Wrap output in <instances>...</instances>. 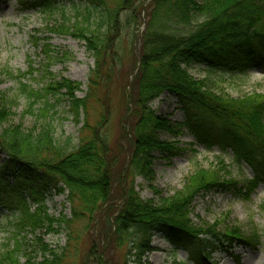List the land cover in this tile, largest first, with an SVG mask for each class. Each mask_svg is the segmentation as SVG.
I'll return each mask as SVG.
<instances>
[{
  "label": "trees",
  "instance_id": "trees-1",
  "mask_svg": "<svg viewBox=\"0 0 264 264\" xmlns=\"http://www.w3.org/2000/svg\"><path fill=\"white\" fill-rule=\"evenodd\" d=\"M60 1L26 0L21 3L30 4L51 16L59 11ZM80 1H84L83 8L76 6L72 18L62 16V21L55 20L53 26H56L57 33L70 34L84 41L93 55L89 92L78 97L79 84L74 85L66 79L54 82L56 86L51 83L44 90H34L20 82L21 91L30 99L27 112L33 113L34 105L43 103L39 117L44 124L37 133L32 130L24 132L18 126L7 127L0 132V152L7 155L3 168L11 170L12 174L17 172L16 186L0 180V204L18 213L14 222L17 233L33 235V243L39 246L42 255L39 264H62L63 256L49 248L41 235H36L37 231L55 233L58 228L65 227L69 230V238L75 240L81 232L70 227L74 219L86 220L91 224L89 230L97 220L105 222L103 238L98 241L97 264H114L110 255L113 250L123 247H126V253L122 264L130 261L149 264L143 258L152 249L150 239L154 234L165 235L175 249L187 247L190 259L197 264H216L209 261L217 245L234 241L241 245L258 243V236L241 235L238 228L219 232L217 223L198 225L190 218L191 204L196 195L215 189L225 190L231 183L224 177L228 171L223 170L226 166L221 158H218V168L214 165L208 169H196L186 178L181 190L157 203L139 196L134 178L142 176L152 180L151 153L155 149L167 151L169 155L179 150L173 142L161 141L158 131L176 134L179 127L190 125L194 110L213 117L224 129L231 142L218 145L222 148L230 146L237 161L245 160L252 164V156L257 149L264 159V95L253 92L241 98H231L212 90L203 79L193 78L186 69L194 62L204 63L211 69L232 64L231 70L240 71L253 65H264V0H150L146 6L143 2L138 9L133 0ZM126 11L130 18L124 17L122 21L121 14ZM142 11L143 31L135 39V43L140 45L139 60L133 56V68L136 69L139 63V69L132 76L129 91L125 90L123 95L122 118L127 120V131L121 125V138L127 142L131 152L127 151L128 158L121 162L115 175L116 156L107 135L99 130L108 121L109 112L105 105H102L104 111L97 126L90 128L91 137L80 140L68 151L56 144L53 128L46 122L55 106L49 102L48 95L54 88L64 89V94L70 98L74 118L80 123L82 112H87V100L95 93L92 92L93 86L106 78L104 66L108 65V60L109 64L116 60L114 43L122 26L125 27L131 19L133 22L139 19L140 24ZM173 19L182 24H189L192 20L196 22L194 28L186 33L168 32L167 23ZM165 91L183 104L186 122L168 126L163 117L151 110L149 103ZM7 104L0 92V125L11 114ZM83 127L87 124L83 123ZM198 133L200 135V131ZM197 140L208 147L214 145L201 135ZM261 179L256 174L244 183L242 189L251 194ZM48 189L66 192L71 207L70 218L63 214L55 218L47 213L45 192ZM114 194H118V199L115 200ZM261 209L264 211V198ZM85 228L87 232L86 225ZM90 233L93 234L92 231ZM21 247L15 237L14 245L0 254V264H29V259L26 263L19 261ZM96 247L92 238L91 253H95Z\"/></svg>",
  "mask_w": 264,
  "mask_h": 264
},
{
  "label": "rangeland",
  "instance_id": "rangeland-1",
  "mask_svg": "<svg viewBox=\"0 0 264 264\" xmlns=\"http://www.w3.org/2000/svg\"><path fill=\"white\" fill-rule=\"evenodd\" d=\"M24 1L26 0H0V92L8 101L7 105L11 112L8 119L0 125V132L7 127L18 126L24 132L32 130L37 133L44 124V120L39 117L43 103L37 102L33 107V113L27 112L30 99L21 91L20 82L29 85L31 89L44 90L49 84L56 86L54 82L66 79L74 85L79 84L76 95L84 97L89 92L90 76H93L91 70L94 69V57L84 41L70 34L57 33L56 26H53L55 20L62 21V16L72 18L75 7L83 8L84 1L61 0L59 11L51 16L41 13L30 4L21 3ZM133 1L138 9L139 5L144 2L146 6L150 0ZM143 12L140 15V24L139 19L136 22L131 19L130 22H126L125 27L122 26L114 43L116 60L111 64L108 60V65L105 63L106 78L93 86L92 92L95 93L88 98L87 112L85 114L82 112L80 123L74 118L70 98L64 94V89L54 88L48 95L49 102L55 106L46 122L53 128L52 136L56 144L66 147L68 151L80 140L91 137L90 128L97 126L104 111L102 105H105L109 112L108 121L99 130L107 135L112 153L116 156L117 165L113 169L115 175L121 162L127 160V151L131 152L127 142L121 138V125L127 131V120L122 118L123 95L125 90L129 91L135 72L133 68V56L137 57L134 51L135 39L143 31ZM124 17L128 19L130 14L128 15L127 11L123 12L122 21L125 20ZM195 22L196 20H192L189 24H182L173 19L167 23L166 29L168 32L186 33L194 28ZM138 46L140 50V45ZM214 67L211 69L204 63L194 62L187 65L186 69L193 78L203 79L212 90L231 98H241L253 92L264 95V65H253L244 71L231 70L232 64ZM149 106L156 115L168 122V126H176L187 121L183 104L170 92H163L152 100ZM193 114L190 125L179 127L176 134L165 130L158 131V138L161 141L173 142L179 150L174 155H169L167 151L155 149L151 153V169L154 176L151 181L142 176H135V190L143 200L151 199L157 203L162 198L173 196L181 190L186 178L196 169H208L214 165L218 168L220 165L218 158H221L226 166L223 170L228 171L224 177L231 183L225 190L215 189L196 195L191 204L190 218L198 225L217 223L219 232L238 228L241 235L258 236L259 242L254 241L256 244L241 245L234 241L231 244L217 245L209 262L264 264V211L261 209L264 198V159L259 155L260 150L255 149L252 156L253 165L245 160L237 161L230 146L222 148L218 145L230 143L231 140L224 129L217 125V121L201 113V110H194ZM83 123H86L87 127H83ZM195 127L203 139L214 142V145L208 147L203 142H198L197 137L200 135ZM118 144H121L120 148ZM6 159L7 155L0 152V180L13 187L17 184V172L12 174L11 170L3 168ZM256 174L262 179L251 194H246L242 189L243 185ZM118 197V194H114L115 200ZM45 206L47 213L55 218L62 214L66 218L71 217L66 192L58 193L56 189H48L45 192ZM34 207L31 205V209ZM17 217V212L0 204V254L7 247L11 248L14 245L16 237L22 245L18 255L19 261L26 263L29 259V264H39L42 261L39 246L33 243L35 240L32 234L17 233L14 226ZM85 225L87 232L84 231ZM92 225L93 229L89 230L91 224L86 220L74 219L70 227L81 232L75 240L69 238V230L65 227L47 234L38 230L36 235H41L49 248L63 256L62 264H97L96 256L100 252L98 241L103 238V229L106 226L103 220H97ZM92 238L97 246L95 253L90 251ZM150 246L152 249L146 252L143 258V261L149 264H197L190 259L191 254L187 247L175 249L165 235L154 234L150 239ZM125 253L126 247L113 250L110 257L114 264H122ZM129 264L134 262L130 261Z\"/></svg>",
  "mask_w": 264,
  "mask_h": 264
},
{
  "label": "water",
  "instance_id": "water-1",
  "mask_svg": "<svg viewBox=\"0 0 264 264\" xmlns=\"http://www.w3.org/2000/svg\"><path fill=\"white\" fill-rule=\"evenodd\" d=\"M134 51H135V54L137 55V61H138V60H139V58H138V52H139V46H138V44H135V49H134ZM138 69H139V63H138L137 68H136V70H135V72H134V76L137 74Z\"/></svg>",
  "mask_w": 264,
  "mask_h": 264
}]
</instances>
